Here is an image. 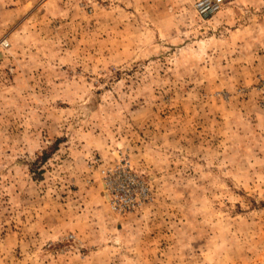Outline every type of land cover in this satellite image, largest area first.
<instances>
[{"label":"rangeland","instance_id":"obj_1","mask_svg":"<svg viewBox=\"0 0 264 264\" xmlns=\"http://www.w3.org/2000/svg\"><path fill=\"white\" fill-rule=\"evenodd\" d=\"M197 1L0 0V264H264V0Z\"/></svg>","mask_w":264,"mask_h":264},{"label":"built area","instance_id":"obj_2","mask_svg":"<svg viewBox=\"0 0 264 264\" xmlns=\"http://www.w3.org/2000/svg\"><path fill=\"white\" fill-rule=\"evenodd\" d=\"M225 2L226 0H198L196 9L202 16H208L217 12ZM104 180L107 190L112 196V202L116 207L135 206L146 195L143 184L128 175L122 166L111 171L110 174L106 173Z\"/></svg>","mask_w":264,"mask_h":264}]
</instances>
